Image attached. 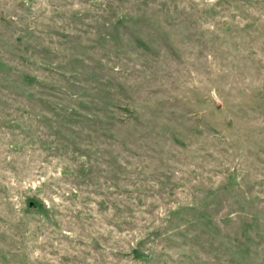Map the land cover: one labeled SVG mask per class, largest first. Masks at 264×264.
<instances>
[{"label":"rangeland","instance_id":"rangeland-1","mask_svg":"<svg viewBox=\"0 0 264 264\" xmlns=\"http://www.w3.org/2000/svg\"><path fill=\"white\" fill-rule=\"evenodd\" d=\"M0 264H264V0H0Z\"/></svg>","mask_w":264,"mask_h":264}]
</instances>
